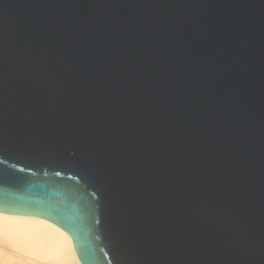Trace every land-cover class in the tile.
<instances>
[{"label":"water","instance_id":"water-1","mask_svg":"<svg viewBox=\"0 0 264 264\" xmlns=\"http://www.w3.org/2000/svg\"><path fill=\"white\" fill-rule=\"evenodd\" d=\"M0 212L81 264H264V0H0Z\"/></svg>","mask_w":264,"mask_h":264},{"label":"bare ground","instance_id":"bare-ground-1","mask_svg":"<svg viewBox=\"0 0 264 264\" xmlns=\"http://www.w3.org/2000/svg\"><path fill=\"white\" fill-rule=\"evenodd\" d=\"M0 264H81L71 237L49 220L0 212Z\"/></svg>","mask_w":264,"mask_h":264},{"label":"snow or ice","instance_id":"snow-or-ice-1","mask_svg":"<svg viewBox=\"0 0 264 264\" xmlns=\"http://www.w3.org/2000/svg\"><path fill=\"white\" fill-rule=\"evenodd\" d=\"M21 171H23V169H21ZM57 175H59V173H57Z\"/></svg>","mask_w":264,"mask_h":264}]
</instances>
